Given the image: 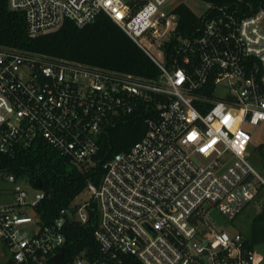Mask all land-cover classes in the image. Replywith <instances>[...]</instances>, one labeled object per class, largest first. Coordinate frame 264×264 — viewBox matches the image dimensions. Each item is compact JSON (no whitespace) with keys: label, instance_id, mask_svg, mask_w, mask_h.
Returning <instances> with one entry per match:
<instances>
[{"label":"built area","instance_id":"built-area-1","mask_svg":"<svg viewBox=\"0 0 264 264\" xmlns=\"http://www.w3.org/2000/svg\"><path fill=\"white\" fill-rule=\"evenodd\" d=\"M170 1L8 0L26 14L31 36L105 13L159 68L147 78L0 48V153L45 141L78 167L103 166L89 197L72 204L87 223L95 202L99 254H79L72 264H125L124 255L142 264H257L245 235L214 227L211 213L234 219L264 185L248 159L247 129H264V9L239 15L209 3L201 25L183 36L175 5L165 8ZM133 116L143 118L144 135L128 150L99 156L109 128ZM0 177L16 182L15 203L0 204V240L18 263L47 264L67 241L72 210L42 226L32 208L46 197L43 188L30 199L14 174L0 170Z\"/></svg>","mask_w":264,"mask_h":264},{"label":"trees","instance_id":"trees-1","mask_svg":"<svg viewBox=\"0 0 264 264\" xmlns=\"http://www.w3.org/2000/svg\"><path fill=\"white\" fill-rule=\"evenodd\" d=\"M203 1L212 3L216 9L225 6L236 10L239 15H251L264 9V0ZM174 11L179 16L178 35H191L202 23V17L184 1L176 3ZM176 43V38H173L166 44L168 55L172 53ZM3 47L72 59L147 78L159 74V68L152 58L105 13H101L95 21L85 26H78L67 20L56 31L31 36L27 28L26 14L11 9L8 0H0V48ZM146 129L141 116L123 119L115 127L109 128L99 156L130 149L144 135ZM0 170L12 173L18 179H42L46 197L32 208L33 215L42 226L53 222L62 209L72 210V215L66 214L63 231L67 246L64 259L59 264H72L79 254L91 258L99 254V244L94 234L98 223L95 202L87 223L76 218L72 204L86 190L89 182H100L104 173L101 164L78 167L45 141H38L31 147L19 146L12 155L0 153ZM263 217L264 210L253 218L250 234H244L250 249H255L257 244L264 242ZM123 258L125 264H142L133 255H124ZM3 264L23 263H18L10 255Z\"/></svg>","mask_w":264,"mask_h":264},{"label":"rangeland","instance_id":"rangeland-1","mask_svg":"<svg viewBox=\"0 0 264 264\" xmlns=\"http://www.w3.org/2000/svg\"><path fill=\"white\" fill-rule=\"evenodd\" d=\"M180 1L186 2L198 15L204 13L209 7V3L203 0H171L165 8L173 6ZM146 45L156 56L160 57L159 52L161 49L158 46L149 45L147 42ZM224 92V88H219L217 90V94L219 95H223ZM247 129H249L252 133V146L254 149L252 153L248 155V159L255 166V168L264 175V129L262 126L255 127L252 125H247ZM18 182H20L23 187L28 190L30 193V199L35 198L38 189L34 188L30 181L26 179H19ZM15 184L16 182L10 181L5 177H0V204L15 203ZM88 197V191H84L76 197V202H80ZM262 210H264V185L260 187L259 194L251 200L234 219L222 215L217 210H214L211 213L212 225L216 228H224L230 233L241 231L242 233L248 235L252 230L253 218ZM31 226L33 225H27V229H30ZM8 252V247L0 242V264L6 262ZM255 253L257 264H264V242L255 246Z\"/></svg>","mask_w":264,"mask_h":264},{"label":"water","instance_id":"water-1","mask_svg":"<svg viewBox=\"0 0 264 264\" xmlns=\"http://www.w3.org/2000/svg\"><path fill=\"white\" fill-rule=\"evenodd\" d=\"M251 178H253V175H249L247 179H251ZM31 185L34 188H43L44 186L43 181L40 178L32 180ZM66 246H67V241L64 243V245L62 246L61 250L58 253L54 254L48 259L47 264H59L60 262H62L65 256Z\"/></svg>","mask_w":264,"mask_h":264},{"label":"crops","instance_id":"crops-1","mask_svg":"<svg viewBox=\"0 0 264 264\" xmlns=\"http://www.w3.org/2000/svg\"><path fill=\"white\" fill-rule=\"evenodd\" d=\"M243 234H244V233H243ZM0 242H1L2 244H4L5 246H7L3 241L0 240ZM9 257H10V253L8 252V258H7V260L9 259ZM7 260H6V261H7Z\"/></svg>","mask_w":264,"mask_h":264}]
</instances>
